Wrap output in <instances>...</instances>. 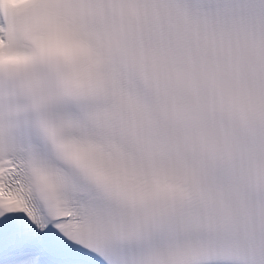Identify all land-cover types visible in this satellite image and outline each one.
Returning <instances> with one entry per match:
<instances>
[{"label":"snow or ice","instance_id":"obj_1","mask_svg":"<svg viewBox=\"0 0 264 264\" xmlns=\"http://www.w3.org/2000/svg\"><path fill=\"white\" fill-rule=\"evenodd\" d=\"M0 264H264V0H0Z\"/></svg>","mask_w":264,"mask_h":264}]
</instances>
